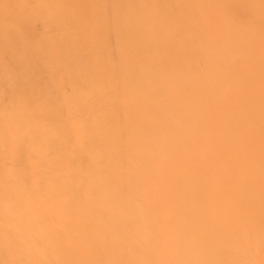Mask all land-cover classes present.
<instances>
[{"label": "bare ground", "instance_id": "6f19581e", "mask_svg": "<svg viewBox=\"0 0 264 264\" xmlns=\"http://www.w3.org/2000/svg\"><path fill=\"white\" fill-rule=\"evenodd\" d=\"M0 264H264V0H0Z\"/></svg>", "mask_w": 264, "mask_h": 264}]
</instances>
